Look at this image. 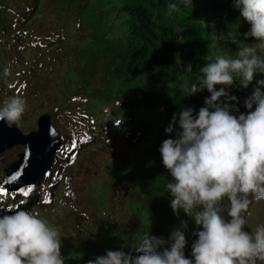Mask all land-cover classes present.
Returning <instances> with one entry per match:
<instances>
[{
    "label": "clouds",
    "instance_id": "clouds-1",
    "mask_svg": "<svg viewBox=\"0 0 264 264\" xmlns=\"http://www.w3.org/2000/svg\"><path fill=\"white\" fill-rule=\"evenodd\" d=\"M241 17L250 24L245 38L256 46L239 48L235 58L217 56L200 69L199 82L191 94L206 89L210 96L194 115L191 107L174 114L165 129L180 131L160 146L162 164L171 179L166 184L170 207L179 216L194 218L199 229L191 245V258L185 255L186 238L182 228L165 239L150 234L137 238L135 255L109 250L87 264H264V226L245 230L246 214L252 202L264 201V80L245 101L247 113L221 101H235L225 90L238 79L247 88L257 72L264 73V0H233ZM177 5H168V14ZM191 71V66H188ZM217 85H223L217 90ZM26 101L11 97L0 106V122L9 126L20 121ZM227 200V218L223 202ZM0 215V264H65L59 230L46 219L23 208H7ZM167 245V247H165Z\"/></svg>",
    "mask_w": 264,
    "mask_h": 264
},
{
    "label": "rangeland",
    "instance_id": "rangeland-1",
    "mask_svg": "<svg viewBox=\"0 0 264 264\" xmlns=\"http://www.w3.org/2000/svg\"><path fill=\"white\" fill-rule=\"evenodd\" d=\"M133 3H143L148 6L149 15L153 19H171L180 41L182 40L186 44L194 45V43H199V48L206 49L207 45L203 46L207 44L204 42L206 34L212 38V43H217L223 48L228 46L224 41L230 38V30L218 25L216 31H211L210 25L214 22L212 20L213 16L209 12L207 13V7L200 4L198 0H120L117 6L123 7ZM170 3L177 5V11L171 15L168 14V5ZM39 5L40 10L38 12L44 13L50 21L64 14L73 18L76 16L75 7L67 0H41ZM88 6L90 7V3H88ZM123 11V9L118 10V13L113 15V21L107 22L108 35H116L122 23L121 21L125 22L130 18L127 13L121 14L124 13ZM103 12L102 10L101 15ZM90 14L89 11L87 16ZM33 25L28 23L25 29ZM76 28L77 26H74V24H69V29H64L62 23L58 27L55 26L57 31L64 30L66 35H68L67 32L74 31ZM99 29L98 33H101L103 28L99 26ZM112 30L113 33H111ZM245 39L247 40L245 44L243 43L245 46H256L258 44L251 37ZM63 42V46H66L70 54V58L67 60L68 62L71 59L70 65L68 64L67 67L58 65V69L53 66L50 69L51 73L49 76L44 77L40 82L31 78L34 92H39L41 96L35 106V121L32 120V115H27V118L22 123L25 125L15 123L11 127L22 136L39 132L41 131L40 122L44 120L48 123L46 112L54 116L52 121L58 127L64 110L59 108L58 103L65 96H69V93H72L71 91L76 86L83 85L86 81L88 85L86 87L90 89H97L98 87V90L92 93V98L87 101V105L91 107L89 112L95 120L93 129L97 132V139L86 148L81 149L77 162L67 171L69 191L73 195V200H69V206L57 202L58 205L54 203L38 208L36 214L46 219L59 230L65 264H87L88 260L103 256L109 250H122L134 256L136 253L133 247L136 246L137 238L142 237L143 234L150 231L151 235L157 237L165 239L169 237L151 226L157 219L148 212L144 200L149 190L155 186L158 187L152 176L160 163L159 149L163 140H165V136L176 135L180 131L179 124L174 125V131L171 134H168L165 129L172 122L174 114H178L182 108L191 107V105L183 98V100L176 101L172 105L160 108L156 104L153 105L151 100L144 98L138 102L139 110L143 111L144 115L146 113L145 116L148 119L152 117L157 126V132L152 133L141 142H139V139H135V143L131 146L128 138L125 137L109 141V138L106 137L108 133L103 122H108V120L99 118L97 109L100 112H105V109H108V114H111V112L115 113V110L121 106L120 104L129 99L124 91V89H129V87L126 86L120 90L117 85L113 84L111 92L103 93L105 90L100 87L107 88L105 86L106 82L101 74V69H98L102 49L99 50V47L95 48L90 38L74 41H69V38H67ZM257 51L258 54L264 56V52L260 49H257ZM72 53L75 54V57L71 56ZM27 56L32 57L33 61L37 58L30 52L25 53V58ZM108 58L103 56L105 62ZM23 67L24 64L21 63L20 68ZM256 76L258 81L264 80V73L257 72ZM176 90L182 96H186V81L183 80L177 84ZM261 91H264V87L261 88ZM25 95L29 98L31 107L35 94L27 89ZM111 96H115L114 102L107 105L110 102L108 98ZM250 96L247 97L249 98ZM198 111L199 109H194V115ZM247 111L248 109L243 107L238 112L234 111L233 114H246ZM48 131V135H51L52 132H59L51 124L48 126ZM57 137L59 136L57 135ZM18 146L10 147L0 153V178L2 176V167L5 166L4 163L16 158L18 149H21ZM164 172L167 184L168 179L170 180L171 177L166 169ZM81 204L86 206V210L94 216L93 222L99 224V226L89 222L81 212H78ZM223 205L225 211L222 214L227 218V200L223 202ZM116 211L120 216L115 218V223L100 225L108 221L103 212L114 213ZM248 215H253V221L255 220L256 223L260 221L264 226V201L252 202L246 216ZM191 218L185 215L184 212L181 216L184 223L190 221ZM185 255L191 258V249L188 248V245L185 247Z\"/></svg>",
    "mask_w": 264,
    "mask_h": 264
},
{
    "label": "trees",
    "instance_id": "trees-1",
    "mask_svg": "<svg viewBox=\"0 0 264 264\" xmlns=\"http://www.w3.org/2000/svg\"><path fill=\"white\" fill-rule=\"evenodd\" d=\"M40 1L0 0V77L7 70L11 72V69L8 68V65L11 64L13 70L39 82L48 76L47 72L53 66L58 69V65L62 67L70 65L71 59L67 62L70 54L66 46H61L56 51L59 53L49 64L46 60L40 59L38 48L31 44L34 37L41 33L40 30L45 31L44 25L34 23L29 19L30 16H33L32 19L36 20L37 15L35 14L40 10ZM67 1L72 2L84 17L83 33H80L77 38H69V41L90 38L95 48L102 49L100 65L97 67L101 69L107 88H100L105 90L104 93L111 92L113 84L117 85L120 90L128 86L129 89H124V91L128 95L129 101L124 105L126 108L129 107L133 113L141 116L144 114L139 110L138 102L144 98L151 100L153 105L156 104L160 108L172 105L183 98L193 109L205 106V99L210 96L206 89L190 95L193 83H197L199 87L198 82L202 75L200 69L213 62L217 56L235 58L239 48L245 47L244 44L247 40L244 34L250 27V24L241 17L240 10L235 7L233 0H198L200 4L207 7V13L209 12L213 16L214 22L210 25L211 31H216L217 26L222 25L228 28L231 33L230 38L224 41L228 45L225 48L220 47L217 43H212V38L205 34L204 42L207 44L203 46L207 45V48L201 49L198 47L199 43L189 45L180 41L172 20L169 18L153 19L149 15L148 6L143 3L119 7L117 5L120 0H86L90 3V7L83 9L79 2L81 0ZM120 9L124 10V13L121 14L127 13L130 18L125 22L122 20L118 33L110 36L107 34V22H112L113 15ZM102 10L104 12L101 15ZM89 11L91 14L87 16ZM28 23L34 25L27 29L23 28L22 24L27 27ZM99 26L103 28L101 33H98ZM26 52L32 53L37 58L34 61L32 57L25 58ZM71 56L75 57V54L72 53ZM103 56L109 57L106 62ZM21 63L24 64L23 68H20ZM188 66H191V71ZM183 80L187 83L186 96H182L176 90V85ZM257 81L258 78L255 74L252 83L247 88H243L238 79L235 80L233 85L225 90L229 96H235L236 100L232 101L222 97L221 101L230 104L233 109H242L245 107L247 96L252 95L254 89L257 88ZM86 86L88 85L85 81L83 85L76 86L71 92L83 93L92 98V93L96 92L98 87L90 89ZM221 87L225 86H216L217 90ZM36 96H39L40 100L39 92ZM108 99L110 102L107 105L114 101L115 96ZM144 117L151 124H155L152 117L151 119L145 115ZM175 137V134H171L165 136V139ZM164 171L160 155L159 166L152 176L158 187L155 186L146 193L144 204L148 212L157 219L151 226L170 236L174 229L181 228L183 212L181 210L177 216L170 207V194L167 193L165 187ZM190 222H195L194 218H191Z\"/></svg>",
    "mask_w": 264,
    "mask_h": 264
},
{
    "label": "water",
    "instance_id": "water-1",
    "mask_svg": "<svg viewBox=\"0 0 264 264\" xmlns=\"http://www.w3.org/2000/svg\"><path fill=\"white\" fill-rule=\"evenodd\" d=\"M48 123L42 120V122H40L41 131L34 132L31 135L27 134V136H22L18 132L16 133V131L7 123L0 122V153L13 144L24 143L27 145V152L22 155L21 160L7 170L8 179L3 182L4 184L7 186L9 185L10 175H12L17 169L26 168L27 165L30 164H32V167H35V159L45 158L47 161L51 162L54 156L53 151L55 148H59L60 140L58 138L53 139L52 135H48ZM51 138L53 139L54 143L51 142ZM27 155H29V157L25 159ZM34 171H36V168H34Z\"/></svg>",
    "mask_w": 264,
    "mask_h": 264
},
{
    "label": "bare ground",
    "instance_id": "bare-ground-1",
    "mask_svg": "<svg viewBox=\"0 0 264 264\" xmlns=\"http://www.w3.org/2000/svg\"><path fill=\"white\" fill-rule=\"evenodd\" d=\"M34 14V13H33ZM33 17V16H32ZM26 22H24V24H25ZM249 29H250V27H249ZM250 31V30H249ZM223 32V31H222ZM221 32V33H222ZM11 35V34H10ZM14 39V38H13ZM5 40V39H4ZM9 41V40H8ZM147 108V107H146ZM150 114H152L151 112H150ZM143 115V114H142ZM145 115H146V113H145ZM149 115V114H148ZM144 116V115H143ZM152 116V115H151ZM57 138V135L56 134H54V139H56ZM136 147V146H135ZM30 155V154H29ZM29 155H27V156H29ZM41 161L42 162H45L46 161V159L45 158H42L41 159ZM17 163V162H16ZM28 168H36V166L35 167H32L31 166V164L28 166ZM28 168H26V169H28ZM17 171V173H18V175L20 176V177H22L21 175H25V171L23 170V169H17L16 170ZM134 192V191H133ZM132 195L134 196V194L132 193ZM137 201V200H136ZM129 203V202H128ZM132 203V202H131ZM133 204V203H132ZM135 204V203H134ZM131 206H133V205H131ZM130 206V207H131ZM142 207V206H141ZM140 208V207H139ZM135 209V208H134ZM135 212V211H134ZM133 212V213H134ZM150 219V218H149ZM140 220V219H139ZM146 228H147V226H146Z\"/></svg>",
    "mask_w": 264,
    "mask_h": 264
},
{
    "label": "snow or ice",
    "instance_id": "snow-or-ice-1",
    "mask_svg": "<svg viewBox=\"0 0 264 264\" xmlns=\"http://www.w3.org/2000/svg\"><path fill=\"white\" fill-rule=\"evenodd\" d=\"M25 159H27V156L25 157ZM0 191H3V189H0Z\"/></svg>",
    "mask_w": 264,
    "mask_h": 264
}]
</instances>
